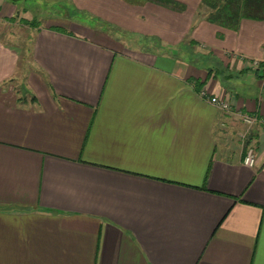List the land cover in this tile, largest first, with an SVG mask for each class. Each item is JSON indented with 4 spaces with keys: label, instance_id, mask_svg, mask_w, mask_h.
Here are the masks:
<instances>
[{
    "label": "crops",
    "instance_id": "obj_1",
    "mask_svg": "<svg viewBox=\"0 0 264 264\" xmlns=\"http://www.w3.org/2000/svg\"><path fill=\"white\" fill-rule=\"evenodd\" d=\"M47 1L108 30L29 29L25 69L0 0V264H264V0Z\"/></svg>",
    "mask_w": 264,
    "mask_h": 264
},
{
    "label": "rangeland",
    "instance_id": "obj_2",
    "mask_svg": "<svg viewBox=\"0 0 264 264\" xmlns=\"http://www.w3.org/2000/svg\"><path fill=\"white\" fill-rule=\"evenodd\" d=\"M20 3L22 7H24V13H19L18 15H16V17H14V22L18 26L14 41L16 45L22 47L24 50V62H22V66L25 64V69L28 68L27 66L29 65V58L28 60L26 58L28 56L27 49L29 47V42L27 41L28 35L26 34L29 29L31 33V30L41 25L56 24L60 25V27H66L68 26V23L66 22L67 19L78 21L81 24H97L96 19L93 20L90 16L76 10L77 8L67 1L52 2L47 0H20ZM17 23L20 25H18ZM18 29H21V31H19ZM126 38L132 39L134 41L138 40L135 35H128ZM135 43L137 44V42ZM151 44V42H146L144 43V45L142 44V46L148 47ZM191 51H194V49H191ZM196 55L199 54L197 53ZM247 147L249 146L246 144V148Z\"/></svg>",
    "mask_w": 264,
    "mask_h": 264
},
{
    "label": "built area",
    "instance_id": "obj_3",
    "mask_svg": "<svg viewBox=\"0 0 264 264\" xmlns=\"http://www.w3.org/2000/svg\"><path fill=\"white\" fill-rule=\"evenodd\" d=\"M203 95H207L206 91H203ZM210 101L217 105L219 108L229 111L231 109V104L228 99H223L222 97L213 96L210 97ZM243 120L245 123L252 125L256 123H260L264 126V119H260L256 115H244ZM256 162V152L255 149L252 146L247 147L246 149V155L244 157V163L248 166H254Z\"/></svg>",
    "mask_w": 264,
    "mask_h": 264
},
{
    "label": "trees",
    "instance_id": "obj_4",
    "mask_svg": "<svg viewBox=\"0 0 264 264\" xmlns=\"http://www.w3.org/2000/svg\"><path fill=\"white\" fill-rule=\"evenodd\" d=\"M230 4H231V0H230V1H227V5H224L223 7H220V10H221V11H219V12H218L219 14L216 15L214 18H215V19H218V18H219V19H220V18H224V19H226V20H227V18H229V17L231 18V16H232V15H231V11H228V10H227V7H229ZM76 10L81 11V10L78 9V8H77ZM223 11H225V12L228 11V14L225 13V14H227V15H224V17H223V15L220 14V13L223 12ZM81 12H83V13L86 14V15H88L85 11H81ZM88 16H90V15H88ZM90 17H91L93 20L96 19V22H97V24H95V25H90L91 27H98V28H101V29L108 30V28H106L107 26L104 24V22H103L101 19H97V18H95V17H93V16H90ZM92 19H91V20H92ZM105 26H106V27H105ZM53 29H54V30H57V31H61V32H66V33H67V31H66L64 28H62V27H57V26H55V27H53ZM147 38H148V37H147ZM147 42L150 43L149 40H147ZM147 48H148V50H151V48H150L149 46H148ZM191 52H192V51H191ZM196 54H197V53H193L192 56H194L195 58H199L198 55H196ZM214 67H215V66L211 64L210 67H209V71H208V72H210V73L213 72V71H214ZM203 84H204V83H201V82H200L198 85L201 86V85H203Z\"/></svg>",
    "mask_w": 264,
    "mask_h": 264
}]
</instances>
